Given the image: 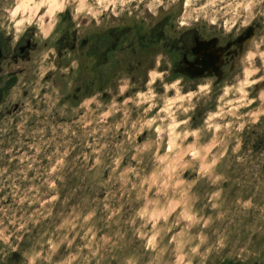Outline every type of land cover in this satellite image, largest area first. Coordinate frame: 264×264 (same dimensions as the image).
I'll return each mask as SVG.
<instances>
[{"label": "rangeland", "instance_id": "obj_1", "mask_svg": "<svg viewBox=\"0 0 264 264\" xmlns=\"http://www.w3.org/2000/svg\"><path fill=\"white\" fill-rule=\"evenodd\" d=\"M44 2L45 30L59 18L47 41L23 9L16 21L33 23L17 39L6 11L41 0H0V264H264V0H211L216 24L195 11L210 0L154 13L149 0H84L107 5L99 24L57 11L70 0ZM241 2L255 7L225 32L223 13ZM250 27L255 44L232 46L222 76L183 74L195 36L226 44ZM169 101L190 110L169 116Z\"/></svg>", "mask_w": 264, "mask_h": 264}, {"label": "clouds", "instance_id": "obj_2", "mask_svg": "<svg viewBox=\"0 0 264 264\" xmlns=\"http://www.w3.org/2000/svg\"><path fill=\"white\" fill-rule=\"evenodd\" d=\"M163 4V0H149V3L145 5V7L151 11L155 12L156 8H159ZM41 7H51V5H48L44 2V0H41V3L34 5L32 8H28L27 5H13L11 8L7 9V17L9 20L13 21L14 25L16 26V32H17V39L19 38V35L22 34L26 28L20 27L19 25L26 24V25H31L33 23V20L31 18L25 20H20L19 22L16 21V17L18 14L21 13V10H25L29 13H31L32 16H35V21L37 24V27L40 29L39 33V39L41 41H47L50 36H52V32L56 27V24L59 23V18L55 17V14H52V18L50 19L48 25H47V30L44 28V19L45 17L50 16V13L46 11L42 16L37 15L39 12V8ZM57 11L63 12L65 8H69L72 11V18L73 20L79 19L80 16H86V17H91L92 20H94L97 24L100 23V16L103 14V11L106 10L107 5H99L97 6L96 10H94L93 6L88 5L84 2V0H70L69 3L67 4H58L55 6ZM184 7L185 8H192L193 7V0H184ZM253 7L255 5L251 2L248 3H236V4H229L227 6L228 10L225 11L223 14L224 16H229L231 14L230 19H226L223 24V28L225 32H231L234 27H236L237 21L240 20V17L245 15V14H251ZM208 9L213 10V15L211 18L209 17V14L207 12ZM241 9L243 11H241ZM123 11V8L121 9ZM195 11L201 15H203V18L207 20L210 24H216L217 23V17L214 14L215 13V5L214 3L210 2L205 3L201 8L195 9ZM194 20L200 19V15H195L192 17ZM250 21L245 19L241 21V27H245ZM179 23L181 26H183L186 23V20L181 18L179 20ZM76 27H79L77 24ZM239 31V30H238ZM247 41L255 44L256 37L255 35L251 36ZM261 43L264 44V40H261ZM256 47H259V45H256ZM50 52L55 55V49L52 48L50 49ZM45 59H47V56H45ZM161 59H162V54H159L156 58L155 65L156 68L158 69L161 65ZM249 63L252 61V56L250 55L248 58ZM72 67L76 68L78 67V64L76 61L72 62ZM169 68H171V64L168 65ZM261 71L260 68H253L251 71H248L246 73V77H251L255 75L256 72ZM159 75L160 79H163L165 76L169 75V72L165 70L164 72H160L157 74V72H151L149 73V76L151 77L149 83H154L155 78ZM249 81L246 79L245 83L247 84ZM259 81H251V83H258ZM180 84V80L177 79L174 82H172L170 85H168L165 88V95H167V92L175 89L177 94H179V88L177 87ZM127 83L123 84L120 88V93L121 95L127 90ZM231 91V89H226L225 90V95L228 94V92ZM246 95V93H245ZM156 93L154 90H151L149 93H147L145 96L142 97L144 102H151L155 100ZM179 100L185 99V97L179 96ZM189 102L191 101V96L187 98ZM176 104L175 101H169L168 105L165 109H162L163 111H169L170 108L173 107V105ZM176 110L180 111L182 110L184 113H187L190 109L188 107H184L183 104H176ZM173 113L169 111V116H172ZM151 123V122H149ZM184 123H187V121H184ZM179 125L174 121L173 122V128L178 127ZM157 131L159 132L160 129L158 128ZM194 157L197 155L196 153L192 154ZM29 264H31V259L29 261Z\"/></svg>", "mask_w": 264, "mask_h": 264}, {"label": "flooded vegetation", "instance_id": "obj_3", "mask_svg": "<svg viewBox=\"0 0 264 264\" xmlns=\"http://www.w3.org/2000/svg\"><path fill=\"white\" fill-rule=\"evenodd\" d=\"M252 32L254 34V29ZM248 33L249 28L241 33L234 41L227 42L226 44H221L218 38L200 39L199 36H195L193 44L181 51L179 65L182 68L183 74L191 79L201 78L206 75L222 76L224 65L234 55L231 52L232 46L238 45L241 48L253 36L252 34L250 37H247ZM116 43H118V39ZM79 44L81 50H84L88 42L86 39H83ZM31 46L29 40L24 45L17 46L18 53H14L13 58L24 54ZM116 49L117 45H114L110 51H116ZM8 51L7 47L0 41V67L8 56Z\"/></svg>", "mask_w": 264, "mask_h": 264}, {"label": "water", "instance_id": "obj_4", "mask_svg": "<svg viewBox=\"0 0 264 264\" xmlns=\"http://www.w3.org/2000/svg\"><path fill=\"white\" fill-rule=\"evenodd\" d=\"M253 28L252 27H250L249 28V33L247 34V37H250L252 34H253Z\"/></svg>", "mask_w": 264, "mask_h": 264}]
</instances>
